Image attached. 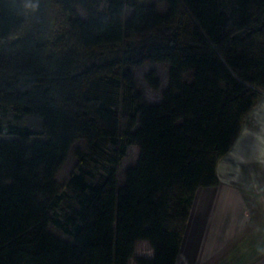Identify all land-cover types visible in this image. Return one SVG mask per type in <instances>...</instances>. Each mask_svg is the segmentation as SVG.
Wrapping results in <instances>:
<instances>
[{"label": "trees", "instance_id": "obj_1", "mask_svg": "<svg viewBox=\"0 0 264 264\" xmlns=\"http://www.w3.org/2000/svg\"><path fill=\"white\" fill-rule=\"evenodd\" d=\"M161 1L0 0V106L42 119L0 139V264H175L197 188L264 94V0ZM146 61L169 64L159 103L137 86Z\"/></svg>", "mask_w": 264, "mask_h": 264}, {"label": "crops", "instance_id": "obj_2", "mask_svg": "<svg viewBox=\"0 0 264 264\" xmlns=\"http://www.w3.org/2000/svg\"><path fill=\"white\" fill-rule=\"evenodd\" d=\"M216 172L196 190L175 264H264V94Z\"/></svg>", "mask_w": 264, "mask_h": 264}, {"label": "rangeland", "instance_id": "obj_3", "mask_svg": "<svg viewBox=\"0 0 264 264\" xmlns=\"http://www.w3.org/2000/svg\"><path fill=\"white\" fill-rule=\"evenodd\" d=\"M144 4H149L155 2L157 4L158 9L161 11L166 10V3L161 0H141ZM78 13L81 17H87V13L81 7H77ZM133 11V8H126V16H129ZM155 70L156 77L160 80V85L158 88H153L148 83L146 76L149 72ZM136 73L137 86L138 89L143 93L144 97L150 103H159L163 99V92L168 87L169 84V64L161 63V62H150L146 61L142 66H140ZM192 73V72H191ZM0 125L2 128V132L0 133V139H10L17 137L15 134L11 133V126L17 125L28 130H31L35 133L42 132V119L40 117L34 116L32 114L25 115L22 119H15L12 115L10 107L0 106ZM86 146V140L84 138L78 139L71 147L68 159L63 167L60 169L57 175V179L61 183H66L70 176V173L74 170L76 164V156L75 150L78 147L84 148ZM139 154V149L137 145H130L127 149L126 156L122 159L121 165L118 168L117 178L118 184L121 185L125 179V172L127 167L134 165L137 161ZM69 192L73 194V191L69 189ZM76 204L75 200H71L64 204L65 211H69L71 205ZM63 215L64 211H60ZM48 228L55 235L67 239L72 240V236L60 230L57 226H55L52 222L48 224ZM137 251L141 254H147V247L138 246Z\"/></svg>", "mask_w": 264, "mask_h": 264}]
</instances>
